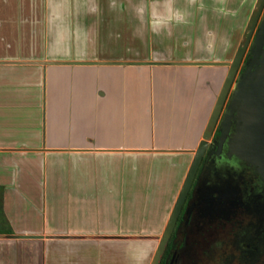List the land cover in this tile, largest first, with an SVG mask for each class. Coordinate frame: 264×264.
<instances>
[{"label":"crops","instance_id":"crops-1","mask_svg":"<svg viewBox=\"0 0 264 264\" xmlns=\"http://www.w3.org/2000/svg\"><path fill=\"white\" fill-rule=\"evenodd\" d=\"M255 1L0 0V264H150Z\"/></svg>","mask_w":264,"mask_h":264},{"label":"flooded vegetation","instance_id":"flooded-vegetation-1","mask_svg":"<svg viewBox=\"0 0 264 264\" xmlns=\"http://www.w3.org/2000/svg\"><path fill=\"white\" fill-rule=\"evenodd\" d=\"M249 46L238 74L251 58ZM221 117L159 264H264V176L252 163L229 153L226 142L234 134V120L218 149Z\"/></svg>","mask_w":264,"mask_h":264},{"label":"water","instance_id":"water-1","mask_svg":"<svg viewBox=\"0 0 264 264\" xmlns=\"http://www.w3.org/2000/svg\"><path fill=\"white\" fill-rule=\"evenodd\" d=\"M257 23L258 26L254 32ZM249 44L248 56L251 58L247 67L238 74ZM216 64L228 66L227 73L150 264L160 262L185 196L221 113L218 149L221 150L234 120L236 123L234 134L226 142L229 153L252 163L264 176V0L255 1L232 60L229 63ZM6 236L11 238L33 237Z\"/></svg>","mask_w":264,"mask_h":264},{"label":"trees","instance_id":"trees-1","mask_svg":"<svg viewBox=\"0 0 264 264\" xmlns=\"http://www.w3.org/2000/svg\"><path fill=\"white\" fill-rule=\"evenodd\" d=\"M10 229L4 217L2 208V189L0 187V233H9Z\"/></svg>","mask_w":264,"mask_h":264},{"label":"rangeland","instance_id":"rangeland-1","mask_svg":"<svg viewBox=\"0 0 264 264\" xmlns=\"http://www.w3.org/2000/svg\"><path fill=\"white\" fill-rule=\"evenodd\" d=\"M236 80V79H235ZM234 86V84L232 85V87ZM232 89V88H231ZM227 100H228V98H227Z\"/></svg>","mask_w":264,"mask_h":264}]
</instances>
